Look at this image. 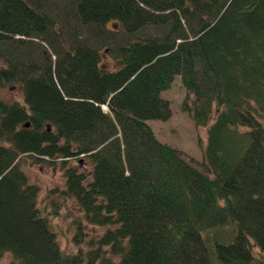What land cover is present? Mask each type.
Here are the masks:
<instances>
[{
    "label": "trees",
    "instance_id": "trees-1",
    "mask_svg": "<svg viewBox=\"0 0 264 264\" xmlns=\"http://www.w3.org/2000/svg\"><path fill=\"white\" fill-rule=\"evenodd\" d=\"M72 16L128 35L114 71L63 41ZM3 47L0 91L19 85L23 103L0 98V264H264V0H0ZM176 77L196 125L215 114L206 170L147 124L171 118ZM29 161L58 163L64 187L41 202ZM70 202L105 231L87 240L77 220L66 255L51 221Z\"/></svg>",
    "mask_w": 264,
    "mask_h": 264
},
{
    "label": "rangeland",
    "instance_id": "rangeland-1",
    "mask_svg": "<svg viewBox=\"0 0 264 264\" xmlns=\"http://www.w3.org/2000/svg\"><path fill=\"white\" fill-rule=\"evenodd\" d=\"M72 16L64 24V33L62 36L63 41L67 45L79 42L78 39L85 42L91 48L99 50L101 57L100 67L105 71H114L117 68L118 47L123 44L122 41L128 36L122 29L118 30V33H105L102 38L97 37L93 29H89L81 25L77 19ZM109 30H112V26L109 25ZM116 31V29H113ZM163 33L154 29H146L139 34L138 38H146L148 36H162ZM100 38V39H98ZM111 40H114L113 42ZM25 46L35 48L33 58L41 56L42 48L39 43L27 42ZM44 45V44H43ZM45 55L50 54L49 49L44 45ZM8 47L0 48V69L5 68L4 64L6 58L5 51ZM55 58H52L54 62ZM0 98L7 102H20L23 103V91L19 85L9 86L0 91ZM162 98L170 103L171 118L166 121H149L147 124L150 126L156 139L174 150L183 153L185 156L193 159L202 170H206L205 162V148L207 145L208 128L215 119L213 114L209 126H198L192 117L183 111V103L187 98V93L182 85L181 78L176 77L171 88L162 94ZM81 171L89 172L92 166L87 161H83L80 164ZM30 182L37 185L40 189V200L43 201L46 193L55 188L62 189L65 185L63 171L58 163L52 165H34L30 161L24 167ZM81 220L85 225V232L87 240H93L100 238L105 229L90 226L86 224L84 215L80 212L79 207L70 202L68 210H63L61 215L51 221V228L55 232L60 249L64 254L69 255L76 252V247L73 242L76 235V221ZM253 254L255 258H259L260 251L253 244ZM10 259V258H8ZM217 264V263H216Z\"/></svg>",
    "mask_w": 264,
    "mask_h": 264
},
{
    "label": "water",
    "instance_id": "water-1",
    "mask_svg": "<svg viewBox=\"0 0 264 264\" xmlns=\"http://www.w3.org/2000/svg\"><path fill=\"white\" fill-rule=\"evenodd\" d=\"M25 127H29V125H26Z\"/></svg>",
    "mask_w": 264,
    "mask_h": 264
}]
</instances>
